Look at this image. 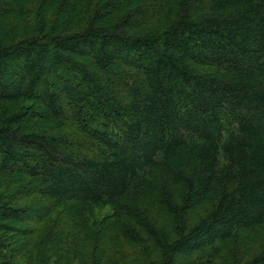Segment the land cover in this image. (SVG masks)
I'll use <instances>...</instances> for the list:
<instances>
[{"label":"trees","instance_id":"obj_1","mask_svg":"<svg viewBox=\"0 0 264 264\" xmlns=\"http://www.w3.org/2000/svg\"><path fill=\"white\" fill-rule=\"evenodd\" d=\"M20 1L0 0V232L109 207L147 264L237 242L236 264H264L246 249L264 225V0ZM6 241L0 264H24Z\"/></svg>","mask_w":264,"mask_h":264},{"label":"rangeland","instance_id":"obj_2","mask_svg":"<svg viewBox=\"0 0 264 264\" xmlns=\"http://www.w3.org/2000/svg\"><path fill=\"white\" fill-rule=\"evenodd\" d=\"M40 1L21 0L19 10L31 17ZM16 12L14 16L7 15L5 21L10 24L25 17ZM12 183L0 173V193ZM110 212L109 207L97 209L92 216H84L85 225L62 224L57 210L36 224L7 222L8 230L0 232L8 239L5 252L24 264H147L149 258L142 246L120 237L116 225H106L104 217ZM243 247L238 242L230 243L212 264H236L238 250ZM263 247L264 225L248 237L247 255Z\"/></svg>","mask_w":264,"mask_h":264}]
</instances>
